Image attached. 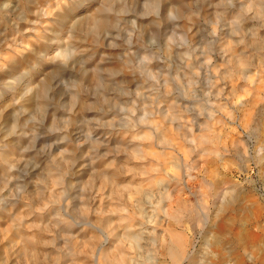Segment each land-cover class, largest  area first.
I'll list each match as a JSON object with an SVG mask.
<instances>
[{
    "label": "clouds",
    "instance_id": "9594fccd",
    "mask_svg": "<svg viewBox=\"0 0 264 264\" xmlns=\"http://www.w3.org/2000/svg\"><path fill=\"white\" fill-rule=\"evenodd\" d=\"M0 264H264V0H0Z\"/></svg>",
    "mask_w": 264,
    "mask_h": 264
}]
</instances>
